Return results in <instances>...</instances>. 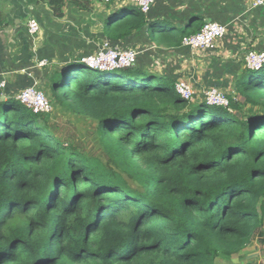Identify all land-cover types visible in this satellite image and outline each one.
<instances>
[{"label":"trees","instance_id":"trees-1","mask_svg":"<svg viewBox=\"0 0 264 264\" xmlns=\"http://www.w3.org/2000/svg\"><path fill=\"white\" fill-rule=\"evenodd\" d=\"M37 1L62 18L67 4L104 0ZM148 16L128 3L104 34L146 27L156 45L179 47L205 23ZM60 72L49 100L94 120L106 157L64 144L51 113L0 88V264H218L264 244V65L236 79L229 107L186 100L176 80L136 65L78 59Z\"/></svg>","mask_w":264,"mask_h":264},{"label":"crops","instance_id":"crops-1","mask_svg":"<svg viewBox=\"0 0 264 264\" xmlns=\"http://www.w3.org/2000/svg\"><path fill=\"white\" fill-rule=\"evenodd\" d=\"M255 1L157 0L149 18L185 27L198 17L203 22L225 26L226 33L214 49L192 50L183 44L156 45L149 39L146 27L124 40L106 37L104 28L109 16L128 4V0L93 2L89 9L67 4L62 18L55 17L47 5L37 0H0L5 17L0 26V85L4 83L0 88L5 97L16 96L32 85L49 94L54 73L95 53L102 43L108 42L139 51L136 66L146 72L187 81L194 90L193 101H204V92L210 88L234 95L236 79L249 69L244 61L247 52L264 51V4L254 6ZM43 7L50 9L46 19ZM30 18L40 23L36 35L28 32ZM217 263L264 264V244L255 238L230 262L218 259Z\"/></svg>","mask_w":264,"mask_h":264},{"label":"built area","instance_id":"built-area-1","mask_svg":"<svg viewBox=\"0 0 264 264\" xmlns=\"http://www.w3.org/2000/svg\"><path fill=\"white\" fill-rule=\"evenodd\" d=\"M107 2L111 0H105ZM129 3L137 6L143 13L147 14L157 0H128ZM264 4V0H256L254 6ZM29 34L36 35L40 31V23L36 18L27 21ZM226 28L217 22H205L202 29L193 35L185 36L182 40L184 46L192 50L214 49L218 41L224 37ZM139 51L133 48H121L110 45L108 42L102 43L99 49L93 54L81 59L87 67L91 69L114 70L117 68L133 67L137 64ZM247 67L251 70H259L264 65V51H248L244 57ZM41 64H44L42 62ZM0 86H4L1 83ZM177 92L186 100L194 97L193 87L185 80L176 82ZM16 100L31 109L35 114L51 113L53 104L36 85L29 86L20 91ZM204 101L210 106L229 107L228 96L219 88H210L204 92Z\"/></svg>","mask_w":264,"mask_h":264},{"label":"rangeland","instance_id":"rangeland-1","mask_svg":"<svg viewBox=\"0 0 264 264\" xmlns=\"http://www.w3.org/2000/svg\"><path fill=\"white\" fill-rule=\"evenodd\" d=\"M39 3L45 4L42 2ZM43 8L45 9L43 17L46 19L48 17L46 15L49 14L50 11L48 12V10L50 9L46 7ZM58 77L56 83L61 81L62 74ZM44 92L47 97L51 99L49 94L46 91ZM50 118L53 134L64 144H73L79 149V151L89 156L102 159L106 157L102 150L99 136L96 132V122L94 120L65 111L61 109L58 104L54 103Z\"/></svg>","mask_w":264,"mask_h":264},{"label":"water","instance_id":"water-1","mask_svg":"<svg viewBox=\"0 0 264 264\" xmlns=\"http://www.w3.org/2000/svg\"><path fill=\"white\" fill-rule=\"evenodd\" d=\"M1 98L4 99V98H5V94H3V95L1 96Z\"/></svg>","mask_w":264,"mask_h":264}]
</instances>
